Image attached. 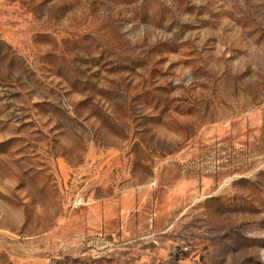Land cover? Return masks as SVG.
<instances>
[{
  "label": "rangeland",
  "instance_id": "rangeland-1",
  "mask_svg": "<svg viewBox=\"0 0 264 264\" xmlns=\"http://www.w3.org/2000/svg\"><path fill=\"white\" fill-rule=\"evenodd\" d=\"M0 264H264V0H0Z\"/></svg>",
  "mask_w": 264,
  "mask_h": 264
},
{
  "label": "built area",
  "instance_id": "built-area-1",
  "mask_svg": "<svg viewBox=\"0 0 264 264\" xmlns=\"http://www.w3.org/2000/svg\"><path fill=\"white\" fill-rule=\"evenodd\" d=\"M77 203H78V205H82L84 203L83 198H80Z\"/></svg>",
  "mask_w": 264,
  "mask_h": 264
}]
</instances>
